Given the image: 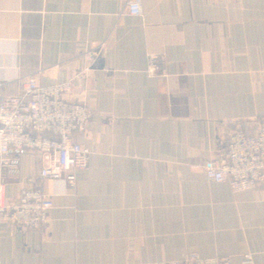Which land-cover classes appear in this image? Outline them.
Here are the masks:
<instances>
[{
	"label": "crops",
	"instance_id": "obj_1",
	"mask_svg": "<svg viewBox=\"0 0 264 264\" xmlns=\"http://www.w3.org/2000/svg\"><path fill=\"white\" fill-rule=\"evenodd\" d=\"M142 1L144 19L128 0H0V97L23 96L26 77L60 65L68 98L88 96L91 120L74 139L92 152L72 187L40 181L54 203L44 230L0 228L1 264L195 254L264 264V188L234 193L202 170L180 171L264 117V0ZM40 169L32 152L15 168L0 163L8 200Z\"/></svg>",
	"mask_w": 264,
	"mask_h": 264
},
{
	"label": "built area",
	"instance_id": "obj_2",
	"mask_svg": "<svg viewBox=\"0 0 264 264\" xmlns=\"http://www.w3.org/2000/svg\"><path fill=\"white\" fill-rule=\"evenodd\" d=\"M130 16L144 19L142 0H128ZM105 43L85 51L87 61L93 62ZM157 57L152 58V61ZM60 65L44 67L23 80L21 97H0V163L4 170L15 168L19 156L32 152L41 165L38 177H28L16 186L17 197L7 198L6 183L0 178V228L11 225L41 231L49 225V214L54 208L52 199L44 193L40 181L63 180L69 186L75 174L88 169L92 152L75 141L74 135L83 132L91 120L88 96L79 94L74 100L68 95L73 90L71 81L60 82ZM51 81L50 85L41 83ZM7 85L0 82V91ZM202 170L207 180L224 184L234 193L264 188V117L254 128H240L228 137L223 151L211 155L203 165H185L181 172ZM2 256L0 250V264ZM153 264H233L228 257L202 258L195 254L183 262ZM243 264H253L247 254Z\"/></svg>",
	"mask_w": 264,
	"mask_h": 264
}]
</instances>
